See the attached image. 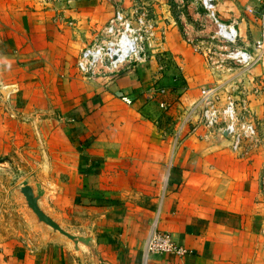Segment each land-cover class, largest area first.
<instances>
[{
    "label": "crops",
    "instance_id": "obj_1",
    "mask_svg": "<svg viewBox=\"0 0 264 264\" xmlns=\"http://www.w3.org/2000/svg\"><path fill=\"white\" fill-rule=\"evenodd\" d=\"M214 1L215 10L219 8L218 20L237 30L240 44L236 47L251 48L262 35L264 23L259 16L246 13L249 19L242 18L240 9L257 7L264 0ZM22 2L34 4L29 0ZM152 2L155 13L159 15L161 11L165 15L167 2ZM66 3L70 7L63 6V2L56 7L60 8L56 17H52L51 9L33 6L35 10H31L22 5L20 10L9 8L0 14V91L10 88L5 96L0 93V136L13 135V128H17L21 130L14 134L17 137L25 128L28 139L40 146L53 127H63L64 122L70 127L66 134L72 136L90 119L85 112L91 111V104L85 97L93 91L95 82L62 77L60 73L68 66L64 60H68L73 48L80 52L91 43L114 7H126L131 1ZM157 24L158 29L164 30L156 28L150 46L169 50L179 64V56L184 58L187 51L184 52L185 45L176 33H170L173 30L166 31L160 20ZM147 59L148 63H138L135 69L126 65L122 70L129 71L117 82L134 104L143 103L146 94L154 92L152 79L158 78L153 76L157 64L154 56ZM232 69H225L221 79L220 70L201 58L182 60L185 88L173 106L189 109L202 86L216 87L218 106L230 97L239 116L258 121L257 139L242 153H235L225 132L203 127L198 115L183 116L179 123L182 140L176 146L162 197L123 216H116L110 208L93 207L102 218H96L89 227L96 238L94 248L100 264H142L144 245L153 228L170 233L186 253L150 254L145 264H264V67ZM58 77L64 81L63 97L54 94ZM56 113L60 114L58 121ZM67 228L83 233L82 227ZM3 254L0 253V264H91L88 254L84 255V263L78 261L61 240L44 248L39 234L35 241L26 240L17 256Z\"/></svg>",
    "mask_w": 264,
    "mask_h": 264
},
{
    "label": "rangeland",
    "instance_id": "obj_2",
    "mask_svg": "<svg viewBox=\"0 0 264 264\" xmlns=\"http://www.w3.org/2000/svg\"><path fill=\"white\" fill-rule=\"evenodd\" d=\"M29 1L42 10L51 9L52 17L59 14L60 8L56 7L61 2L63 6L70 7L67 0ZM130 1V5L119 8L128 15L145 12L161 32L164 29H158L157 24L160 20L165 24L161 26H166V31L173 30L170 33H176L179 42L185 45L184 52L187 51L184 58L180 55L178 64L169 50H154V46H150L152 40L146 41V58L141 64L148 63V56H154L157 66L153 76L158 78L152 79L155 93L149 92L143 103L134 104L117 84L129 70H121L111 78L83 79L75 69L80 53L78 48L68 52V60H64L68 66L60 73L61 76L78 78L84 83L95 82L93 91L90 90L89 96L85 97L91 104V111L85 112L90 119L85 121V126H79L72 136L66 134L70 127L64 122L63 127L60 124L53 127L50 133L52 139L47 136L40 146L28 139L25 128L17 137L14 134L21 133L17 128H13V135L0 136V253L4 256H17L26 240L35 241L37 235H41L40 230L31 226L30 216L13 193L17 185L29 177L51 184L54 193L49 195L48 205L59 214L66 227H81L82 221L87 218L90 225L97 219L101 220L93 207L110 208L116 216H123L147 206L151 199L161 198L176 146L182 140L179 138V123L183 116L190 113L188 108L173 106L182 97L185 88L182 60L193 56L201 58L208 66L220 70L218 76L221 75V79L225 76V69L231 67L236 71L239 67L226 58V51L231 46L218 39L214 19L201 4L202 0H161L162 5L167 2L165 15L161 11L159 15L155 13L153 0ZM21 5L35 10L22 0H0V14L9 8L20 10ZM218 11L219 8H216L217 19ZM245 13L254 18L259 16L264 23V4L240 9V16L249 19ZM158 16L161 17L157 20ZM105 23L95 32L93 39L90 38L91 43L99 39ZM226 25L232 27L229 23ZM206 30L209 31L207 34ZM239 44L237 39L234 46ZM138 63L128 65L130 69H135ZM102 81L106 82L101 84ZM62 83L63 78L58 77L54 90V94L61 97L64 96ZM162 88L166 92L158 95ZM44 90H47L46 87ZM123 97H128L131 104L124 103ZM160 103L164 106L161 107ZM191 114L197 116L198 112ZM59 116L56 113L57 121ZM254 121L258 132V121Z\"/></svg>",
    "mask_w": 264,
    "mask_h": 264
},
{
    "label": "built area",
    "instance_id": "obj_3",
    "mask_svg": "<svg viewBox=\"0 0 264 264\" xmlns=\"http://www.w3.org/2000/svg\"><path fill=\"white\" fill-rule=\"evenodd\" d=\"M201 4L214 19L218 39L231 46L226 51V58L243 69H249L256 64L264 67V31L251 48L236 47L234 44L238 39L237 30L215 17V1L202 0ZM155 33L156 25L145 12L128 15L121 8H116L101 29L99 39L80 51L75 69L83 79L114 77L129 63L144 62L146 41L153 39ZM165 92L161 89L158 95ZM122 101L131 104L128 97H123ZM217 103L218 88L202 86L197 100L189 105V112L195 114L197 111L199 121L205 128H218L225 132L230 140L231 150L242 153L258 137L256 123L253 118L239 116L230 97H226L223 106H218ZM160 106L163 107L164 104L160 103ZM262 187L264 188V178ZM160 253L183 256L186 249L177 245L170 233L153 228L144 245L142 264H145L150 254Z\"/></svg>",
    "mask_w": 264,
    "mask_h": 264
},
{
    "label": "water",
    "instance_id": "obj_4",
    "mask_svg": "<svg viewBox=\"0 0 264 264\" xmlns=\"http://www.w3.org/2000/svg\"><path fill=\"white\" fill-rule=\"evenodd\" d=\"M9 91L8 87L0 93L5 96ZM13 193L19 199L23 210L30 216L31 226L41 231L44 248L54 241L61 240L78 261L84 263V255L88 254L91 264H100L94 248L96 238L89 229V219H84L81 223L82 234L68 229L59 214L52 211L48 205V197L54 193L49 182L42 183L34 177H29L19 183Z\"/></svg>",
    "mask_w": 264,
    "mask_h": 264
}]
</instances>
